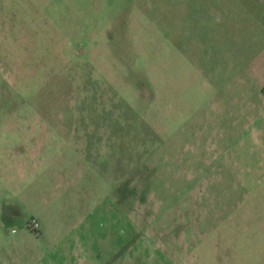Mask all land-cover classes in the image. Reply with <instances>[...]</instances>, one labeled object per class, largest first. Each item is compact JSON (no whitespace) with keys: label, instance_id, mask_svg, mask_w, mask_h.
Returning <instances> with one entry per match:
<instances>
[{"label":"rangeland","instance_id":"obj_1","mask_svg":"<svg viewBox=\"0 0 264 264\" xmlns=\"http://www.w3.org/2000/svg\"><path fill=\"white\" fill-rule=\"evenodd\" d=\"M263 86L264 0H0V264H264Z\"/></svg>","mask_w":264,"mask_h":264},{"label":"flooded vegetation","instance_id":"obj_2","mask_svg":"<svg viewBox=\"0 0 264 264\" xmlns=\"http://www.w3.org/2000/svg\"><path fill=\"white\" fill-rule=\"evenodd\" d=\"M6 217V220L10 221V222H14V221H19V218H17L16 213H9V212H4V216Z\"/></svg>","mask_w":264,"mask_h":264},{"label":"trees","instance_id":"obj_3","mask_svg":"<svg viewBox=\"0 0 264 264\" xmlns=\"http://www.w3.org/2000/svg\"><path fill=\"white\" fill-rule=\"evenodd\" d=\"M188 187H189V186H188ZM186 190H187V189H186ZM179 198H180V197H177L176 199H179ZM220 233H221V229H220V228L215 229V230H214V233H213L214 238L219 239ZM216 248L219 249L220 246L217 245V247H215V249H216ZM208 254L211 255V252L209 251Z\"/></svg>","mask_w":264,"mask_h":264},{"label":"crops","instance_id":"obj_4","mask_svg":"<svg viewBox=\"0 0 264 264\" xmlns=\"http://www.w3.org/2000/svg\"><path fill=\"white\" fill-rule=\"evenodd\" d=\"M262 88H263V90H264V86H263Z\"/></svg>","mask_w":264,"mask_h":264}]
</instances>
